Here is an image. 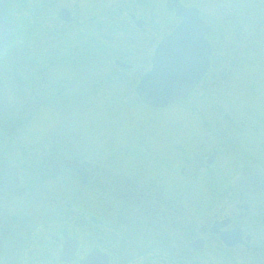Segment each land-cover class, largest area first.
Returning <instances> with one entry per match:
<instances>
[{"label":"rangeland","instance_id":"rangeland-1","mask_svg":"<svg viewBox=\"0 0 264 264\" xmlns=\"http://www.w3.org/2000/svg\"><path fill=\"white\" fill-rule=\"evenodd\" d=\"M166 1L12 3V39L0 48V194L9 258L29 256L19 246L30 230H37L35 244L67 232L87 251L72 219L88 220L97 207L102 214L138 213L139 203L127 196L145 181L149 194L159 192L149 183L177 192L185 264L261 263L220 256L204 227L221 213L218 195L233 189L245 160L264 166V0H181L212 28V65L186 100L152 108L135 86L155 45L179 21ZM64 7L84 27L60 20ZM130 13L145 24L136 26ZM11 190L15 200L6 198ZM73 203L78 210L66 206ZM196 237L205 240L202 252L187 245ZM40 252L25 264H36Z\"/></svg>","mask_w":264,"mask_h":264},{"label":"flooded vegetation","instance_id":"flooded-vegetation-1","mask_svg":"<svg viewBox=\"0 0 264 264\" xmlns=\"http://www.w3.org/2000/svg\"><path fill=\"white\" fill-rule=\"evenodd\" d=\"M13 2L14 0H0V13L4 6L5 21L2 27L0 17V48L12 39L11 33L14 27H12L13 19L10 18V11ZM130 15L131 13L129 17ZM71 16L73 20L69 24L84 27L82 21L77 20L72 13ZM93 20L90 18L91 22H94ZM96 38L93 42L97 43ZM208 40L210 42V39ZM218 152L217 148L211 152V155L217 158ZM250 162L251 160L247 158L243 167L237 170L238 175L234 177L237 180L233 184V189L228 187L219 193L221 216L218 212L213 213L204 227V232L211 241L217 242L219 255L226 257L228 261H233L236 254H240L241 258L247 255L256 257L257 260H262L259 264H264V166L260 167L262 164L259 163L252 165ZM220 174L222 175V172ZM241 179L243 181H240ZM144 182L143 189L128 195L132 198L127 196V199L139 203L138 213H127L125 217L108 214L109 211L107 214H102L101 207H97L96 215L89 217L88 220L85 217L72 219L73 226L79 227L80 234L89 241L87 244L90 249L87 251L82 250L79 241L70 237L67 232H60L57 236L45 235L39 239L40 243H36L37 247L26 250L35 244L32 239L33 235L37 234V230H33L34 232L30 230L26 240L19 246L20 251L29 252V256L25 257V254H22L11 257L17 259L15 262L8 257L7 248L10 242L6 241V235L10 230L8 231L6 226L10 222L8 213L4 212V200L0 194V264L11 262L25 264L26 259L33 256L34 251H41L38 253L39 256L33 257L36 264H185L184 251L179 250L182 247V234L179 204L176 201L177 192L171 189L170 191L174 192L168 193L160 186L149 183L159 191L157 193L152 191L154 194L152 195V192L150 194L146 192ZM6 198L15 200L12 190ZM66 206L70 209H79L75 203ZM5 208H8L7 204ZM129 210L131 211V208ZM11 219L13 220L11 225L15 224L16 216H12ZM220 221L224 222L223 227L211 232L214 223ZM221 233L227 234L228 240L234 241L235 244L227 245L221 242ZM199 239L204 249L205 240L202 237L189 241L188 247ZM141 240L145 242L146 248L139 246ZM81 255L83 256L80 257ZM28 262L32 263L31 260Z\"/></svg>","mask_w":264,"mask_h":264},{"label":"water","instance_id":"water-1","mask_svg":"<svg viewBox=\"0 0 264 264\" xmlns=\"http://www.w3.org/2000/svg\"><path fill=\"white\" fill-rule=\"evenodd\" d=\"M165 7L170 12L174 11L175 16L181 21L156 46L151 60L152 67L142 76L135 88V94L141 102L152 108H164L175 101L184 100L206 74L212 54L211 46L205 38L210 27L199 18L198 9L185 7L180 4V0H167ZM58 14L64 22L72 20L65 8L60 9ZM0 17L2 18V12ZM131 18H134V15H131ZM144 23L138 20L136 25L140 27ZM115 63L118 66L129 67L121 61ZM211 160L212 157L209 162ZM223 225L222 221L215 222L211 232ZM220 239L224 244H235L234 241L228 240L225 233L220 234ZM190 246L201 252L203 243L199 239L193 241Z\"/></svg>","mask_w":264,"mask_h":264},{"label":"trees","instance_id":"trees-1","mask_svg":"<svg viewBox=\"0 0 264 264\" xmlns=\"http://www.w3.org/2000/svg\"><path fill=\"white\" fill-rule=\"evenodd\" d=\"M34 64H37V66H38V62L35 60V63ZM31 71H33V69H31Z\"/></svg>","mask_w":264,"mask_h":264}]
</instances>
